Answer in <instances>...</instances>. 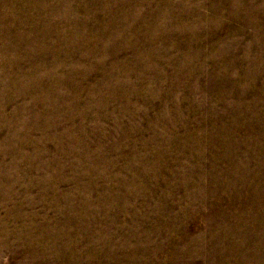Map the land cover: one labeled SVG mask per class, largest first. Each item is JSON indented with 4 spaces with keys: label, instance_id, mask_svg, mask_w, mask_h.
I'll list each match as a JSON object with an SVG mask.
<instances>
[{
    "label": "rangeland",
    "instance_id": "rangeland-1",
    "mask_svg": "<svg viewBox=\"0 0 264 264\" xmlns=\"http://www.w3.org/2000/svg\"><path fill=\"white\" fill-rule=\"evenodd\" d=\"M0 264H264V0H0Z\"/></svg>",
    "mask_w": 264,
    "mask_h": 264
}]
</instances>
